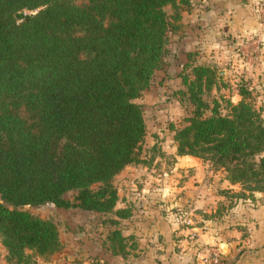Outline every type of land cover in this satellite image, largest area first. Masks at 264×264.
I'll return each instance as SVG.
<instances>
[{"label":"trees","instance_id":"obj_1","mask_svg":"<svg viewBox=\"0 0 264 264\" xmlns=\"http://www.w3.org/2000/svg\"><path fill=\"white\" fill-rule=\"evenodd\" d=\"M77 1L0 0V242L8 264H30L60 247L55 224L22 205L127 214L113 208L111 178L138 161L145 124L134 98L162 65L166 32L191 3ZM184 67L178 92L190 114L173 128L176 153L208 160L230 183L264 193L262 109L240 87L241 98L226 100L229 112L220 113L216 99L209 106L202 96L215 83L214 66ZM68 190L76 191L71 201Z\"/></svg>","mask_w":264,"mask_h":264},{"label":"rangeland","instance_id":"obj_2","mask_svg":"<svg viewBox=\"0 0 264 264\" xmlns=\"http://www.w3.org/2000/svg\"><path fill=\"white\" fill-rule=\"evenodd\" d=\"M166 10L170 12L169 7ZM189 13L182 10L175 21L178 25L166 32L163 63L134 98L141 104L145 124L138 161L125 164L111 178L117 196L113 208L125 209L127 214L121 217L49 202L22 205L52 221L60 242L58 250L34 255L30 264H158L159 251L163 255L167 250H188L198 264H209L200 258L204 251L215 252L213 248L218 250L216 264H240L232 260L239 253L241 264H247L256 250L253 264H264V246L252 248L246 243L253 219L264 215V193L230 183L223 170L208 160L177 154L173 139V128L190 114L178 92L184 88L180 74L189 71L185 63L214 66L215 83L202 95L209 106L216 99L219 112L228 113L226 100L237 102L241 98L238 90L244 87L248 100L262 109L264 123V44L250 42L245 34L247 41L233 45L227 33L222 35L227 43L220 46V33L202 26L198 8L192 6ZM75 193L68 190L63 196L71 201ZM112 229L118 234L109 239ZM199 233L211 239L201 241ZM224 241L235 243L226 259L218 244ZM5 254L0 242V264H8Z\"/></svg>","mask_w":264,"mask_h":264},{"label":"crops","instance_id":"obj_3","mask_svg":"<svg viewBox=\"0 0 264 264\" xmlns=\"http://www.w3.org/2000/svg\"><path fill=\"white\" fill-rule=\"evenodd\" d=\"M190 2V6L185 9L186 13L192 10V6L197 7L202 26L210 31L214 29L215 32L220 33L221 37L217 39L220 46L227 43L226 38H223V36H228L227 33L234 39L231 42L233 45L241 41H247L244 40L245 34L250 37V42H263L264 44V0H190ZM256 218L252 221L253 225L250 227L246 243H250L248 245H252V248L256 246L261 248L262 245L264 246V215H258ZM202 235L203 233H199L198 236L201 241L211 239L210 236L203 237ZM228 242L218 243L221 246L219 249L223 253V259H226L227 254L230 255V250L235 247V243ZM187 251H170L169 253L167 250L165 254L163 253L165 256L159 251L162 257H158L156 262H159L158 264H198L195 255ZM256 253L257 250L252 252V259L248 263L247 260L244 261L247 264H253L256 260L254 257L258 256ZM239 254L238 256L234 254L232 260L241 264L240 256L242 253Z\"/></svg>","mask_w":264,"mask_h":264},{"label":"built area","instance_id":"obj_4","mask_svg":"<svg viewBox=\"0 0 264 264\" xmlns=\"http://www.w3.org/2000/svg\"><path fill=\"white\" fill-rule=\"evenodd\" d=\"M213 249L215 252L210 253L209 251H207V252L204 251L202 253L200 259L203 263H209V264H216L217 263L218 259H217L216 255L218 254V252L215 248H213Z\"/></svg>","mask_w":264,"mask_h":264}]
</instances>
